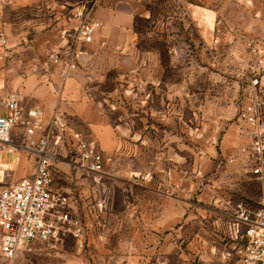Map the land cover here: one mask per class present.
Instances as JSON below:
<instances>
[{
    "label": "rangeland",
    "instance_id": "rangeland-1",
    "mask_svg": "<svg viewBox=\"0 0 264 264\" xmlns=\"http://www.w3.org/2000/svg\"><path fill=\"white\" fill-rule=\"evenodd\" d=\"M137 1L130 53L98 51L78 39L80 24L94 20L90 0L0 3V104L30 80L75 73L116 141L106 152L90 125L63 114L114 160L106 175L55 163L54 188L69 195V216L81 230L66 226L17 264L238 263L243 239L231 229L233 207H256L263 194L262 182L232 157L247 76L258 72L264 88V68L256 70L248 46L264 50V0H218L211 40L190 14L196 0ZM55 53L76 67L53 63ZM0 161L14 163L16 154L4 151ZM12 177L0 166V189Z\"/></svg>",
    "mask_w": 264,
    "mask_h": 264
},
{
    "label": "built area",
    "instance_id": "built-area-1",
    "mask_svg": "<svg viewBox=\"0 0 264 264\" xmlns=\"http://www.w3.org/2000/svg\"><path fill=\"white\" fill-rule=\"evenodd\" d=\"M8 0H0L4 3ZM93 5L97 0H90ZM101 22H83L78 39L84 44L95 42ZM6 44L0 33V48ZM256 70L264 68V50L248 43ZM76 58V56H75ZM55 64L76 67L72 59L52 55ZM247 99L237 113L241 131L233 161L262 182L263 194L256 207L237 203L233 207L231 229L240 232L243 246L238 264H264V88L258 72L247 76ZM5 114H0V151L34 159V172L0 189V264H17L18 257L37 243H50L70 225L73 234L81 230L78 220L69 216L70 197L54 188L55 163L62 162L78 171L107 174L113 155L99 149L93 138H84L73 129L61 113L46 117L43 108L27 107L16 93L7 94ZM66 149L61 155L59 150ZM135 176H138L135 174Z\"/></svg>",
    "mask_w": 264,
    "mask_h": 264
},
{
    "label": "crops",
    "instance_id": "crops-1",
    "mask_svg": "<svg viewBox=\"0 0 264 264\" xmlns=\"http://www.w3.org/2000/svg\"><path fill=\"white\" fill-rule=\"evenodd\" d=\"M116 1L97 0L93 15L102 26L92 47L98 51L104 49L112 53H130L134 46V26L140 4L137 0H126V3L122 4H115ZM118 1L120 3L122 0ZM217 2L218 0H196L197 4L189 9L199 31L207 40L214 37V30L217 27L218 10L215 8ZM95 56L96 54H92L90 58ZM78 58L89 60V56L86 57L83 52L78 54ZM75 76V73H69L45 84H36L30 80L17 94L27 107L43 108L46 117H51L56 112L80 118L91 126L92 135L98 139L102 149L110 153L116 147L113 131L85 100L83 90ZM5 113L4 103L0 104V114ZM3 152L0 151V158ZM3 164L5 166H2ZM0 166L6 172L12 173L10 184H13L33 174L34 159L22 156L17 160L16 156V162L8 164L0 161Z\"/></svg>",
    "mask_w": 264,
    "mask_h": 264
}]
</instances>
